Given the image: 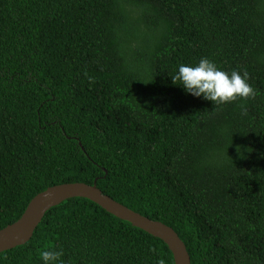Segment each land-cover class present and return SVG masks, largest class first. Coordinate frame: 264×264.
I'll use <instances>...</instances> for the list:
<instances>
[{
  "label": "trees",
  "instance_id": "16d2710c",
  "mask_svg": "<svg viewBox=\"0 0 264 264\" xmlns=\"http://www.w3.org/2000/svg\"><path fill=\"white\" fill-rule=\"evenodd\" d=\"M202 57L246 71L256 96L216 104L172 82ZM95 181L171 226L192 264H264V0H0V230L48 187ZM45 250L175 264L162 239L83 197L0 264Z\"/></svg>",
  "mask_w": 264,
  "mask_h": 264
},
{
  "label": "water",
  "instance_id": "95a60500",
  "mask_svg": "<svg viewBox=\"0 0 264 264\" xmlns=\"http://www.w3.org/2000/svg\"><path fill=\"white\" fill-rule=\"evenodd\" d=\"M74 197L87 198L118 218L162 239L172 251L175 264H192L185 242L171 226L146 217L104 194L98 188L97 181L93 184L84 182L58 184L38 193L16 222L0 230V253L27 243L48 210Z\"/></svg>",
  "mask_w": 264,
  "mask_h": 264
},
{
  "label": "clouds",
  "instance_id": "9594fccd",
  "mask_svg": "<svg viewBox=\"0 0 264 264\" xmlns=\"http://www.w3.org/2000/svg\"><path fill=\"white\" fill-rule=\"evenodd\" d=\"M171 78L187 94L216 104L231 103L238 98L247 100L256 96V90L249 83V74L246 71L243 74L235 69L226 72L207 57H202L195 65L180 64ZM243 114H247L246 110H243ZM62 256V251L45 250L40 259L42 264H63Z\"/></svg>",
  "mask_w": 264,
  "mask_h": 264
}]
</instances>
